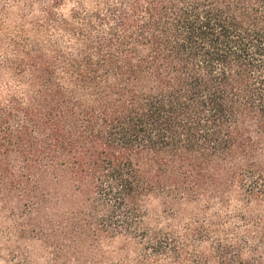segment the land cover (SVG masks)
<instances>
[{
    "label": "trees",
    "instance_id": "16d2710c",
    "mask_svg": "<svg viewBox=\"0 0 264 264\" xmlns=\"http://www.w3.org/2000/svg\"><path fill=\"white\" fill-rule=\"evenodd\" d=\"M65 202L73 254L264 264V0H0V237Z\"/></svg>",
    "mask_w": 264,
    "mask_h": 264
},
{
    "label": "rangeland",
    "instance_id": "374dc122",
    "mask_svg": "<svg viewBox=\"0 0 264 264\" xmlns=\"http://www.w3.org/2000/svg\"><path fill=\"white\" fill-rule=\"evenodd\" d=\"M53 214L43 218L49 225L52 221L54 230H32L25 239L18 242L15 237L1 235L0 264H191L192 258L185 250L178 260L169 257L154 258L137 252L125 239L100 241L88 251L72 253L71 226L72 203H61L54 207ZM148 216L153 222L173 227L178 232L184 231L187 223L203 219L202 215L192 218L196 211L191 204L172 206L163 199L153 198L148 204ZM61 228H57V224ZM59 225V224H58ZM34 231V232H33ZM203 249V246L200 247ZM150 256V257H149Z\"/></svg>",
    "mask_w": 264,
    "mask_h": 264
}]
</instances>
